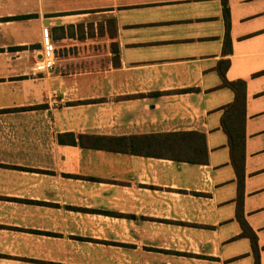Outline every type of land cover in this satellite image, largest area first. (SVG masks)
<instances>
[{"label":"crops","instance_id":"1","mask_svg":"<svg viewBox=\"0 0 264 264\" xmlns=\"http://www.w3.org/2000/svg\"><path fill=\"white\" fill-rule=\"evenodd\" d=\"M226 4L224 51L223 0H0V264H255L224 59L245 82L240 217L264 264V0ZM176 131L204 134L206 163L58 140Z\"/></svg>","mask_w":264,"mask_h":264},{"label":"trees","instance_id":"2","mask_svg":"<svg viewBox=\"0 0 264 264\" xmlns=\"http://www.w3.org/2000/svg\"><path fill=\"white\" fill-rule=\"evenodd\" d=\"M225 36L224 51L230 45L228 35L229 15L226 0H223ZM110 36L115 35V23L107 25ZM111 49L114 55L117 53V46L112 43ZM220 64H222L220 66ZM228 66V59L219 61L217 70L221 78V86L229 87L234 92V99L231 103L223 107L220 119V126L227 137L230 163L236 174L237 182V217L241 225V235L248 237L251 243L252 252L255 255V264L258 263V248L254 231L240 217L241 196L243 181L244 162V102H245V82L242 79L229 81L224 76V69ZM58 140L68 141L70 144L78 143L82 147L98 148L113 152H124L143 156L170 158L176 161H187L190 163H206V144L203 133L195 131H176L162 133H141L130 135H98V134H78L72 133L58 134Z\"/></svg>","mask_w":264,"mask_h":264},{"label":"built area","instance_id":"3","mask_svg":"<svg viewBox=\"0 0 264 264\" xmlns=\"http://www.w3.org/2000/svg\"><path fill=\"white\" fill-rule=\"evenodd\" d=\"M43 58L39 60L35 68L41 71H50L54 64V48L51 43L45 45Z\"/></svg>","mask_w":264,"mask_h":264},{"label":"rangeland","instance_id":"4","mask_svg":"<svg viewBox=\"0 0 264 264\" xmlns=\"http://www.w3.org/2000/svg\"><path fill=\"white\" fill-rule=\"evenodd\" d=\"M97 28H98V30H102V29L104 28V25H103V24H99V25L97 26Z\"/></svg>","mask_w":264,"mask_h":264}]
</instances>
